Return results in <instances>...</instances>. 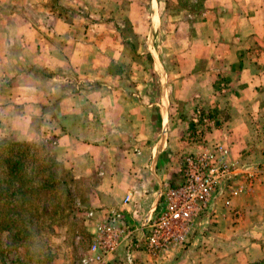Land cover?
Returning <instances> with one entry per match:
<instances>
[{
  "label": "crops",
  "instance_id": "crops-1",
  "mask_svg": "<svg viewBox=\"0 0 264 264\" xmlns=\"http://www.w3.org/2000/svg\"><path fill=\"white\" fill-rule=\"evenodd\" d=\"M197 4L171 15L165 0H0V138L52 139L75 179L97 180L86 234L112 209L131 230L107 264L264 258V0ZM198 104L215 115L203 137L227 147L238 170L186 241L154 258L139 240L198 148L188 140ZM239 182L249 189L224 206Z\"/></svg>",
  "mask_w": 264,
  "mask_h": 264
},
{
  "label": "built area",
  "instance_id": "built-area-1",
  "mask_svg": "<svg viewBox=\"0 0 264 264\" xmlns=\"http://www.w3.org/2000/svg\"><path fill=\"white\" fill-rule=\"evenodd\" d=\"M192 122L195 129L188 140L197 144L198 148L182 157V182L178 186H167L162 207L147 224L148 230L143 232L139 240L138 245L154 258L186 240L195 221L208 210L213 200L212 193L225 186L238 170L234 163L227 160V147L203 137L205 129L215 122V118L203 108L197 107ZM248 176L253 177V174L248 173ZM248 189V183L239 182L230 188L228 195L222 197L223 205L231 206L232 199ZM129 199L126 196L122 203H127ZM124 218L120 209L108 212L105 220L93 232L88 254L82 258L83 264H107L111 255L131 232L126 228ZM127 257H130V251L127 252Z\"/></svg>",
  "mask_w": 264,
  "mask_h": 264
},
{
  "label": "trees",
  "instance_id": "trees-1",
  "mask_svg": "<svg viewBox=\"0 0 264 264\" xmlns=\"http://www.w3.org/2000/svg\"><path fill=\"white\" fill-rule=\"evenodd\" d=\"M44 148L43 144H39ZM32 142L0 140V260L15 251L17 262L40 255L34 243L79 211L70 171ZM248 264H264V258Z\"/></svg>",
  "mask_w": 264,
  "mask_h": 264
},
{
  "label": "rangeland",
  "instance_id": "rangeland-1",
  "mask_svg": "<svg viewBox=\"0 0 264 264\" xmlns=\"http://www.w3.org/2000/svg\"><path fill=\"white\" fill-rule=\"evenodd\" d=\"M165 2L167 11L170 12L171 15H187L188 12H196L198 10L199 6L197 3H199L200 0H165ZM190 18L192 17H187L186 20H189ZM186 20L183 19L181 21L183 22L182 26H186ZM197 107L203 108L211 117L215 116L209 111L210 109L208 110L204 108V105L198 104L195 106V109ZM194 129L195 128L192 129L191 127L189 135L192 134ZM1 136L2 137L0 138V140L6 138L8 140L15 141L5 135ZM18 142H32L35 143V147L38 146L39 148H42L41 146H39V144H43L44 148L40 149V152L50 154L49 157L51 159H55L53 153L51 152V143H53L52 139L46 142L40 140ZM58 162H60L65 169L70 171V174L73 177L72 171L61 161ZM96 181L97 180L75 179L73 177V183H71L70 187L74 192V197L77 203L76 206L79 208V211H76V213H74V218L67 216L63 219L61 225H55L54 231L52 233H48V235H44L36 240L32 248H38L40 250V255H34L31 261L32 263L26 262L28 258L26 256L23 258L25 260L23 263L15 261L16 253L13 250L9 252L6 257L0 260V264H51L55 259L62 260L63 258H70L71 264L76 261H79L82 264V258H84L88 254L90 243V237L86 234L85 226L83 224V211L86 208L87 197L89 196L88 192L94 187ZM234 211H237V213H234L235 215H240L239 210L235 209L233 210V212ZM183 243L179 245H182Z\"/></svg>",
  "mask_w": 264,
  "mask_h": 264
}]
</instances>
